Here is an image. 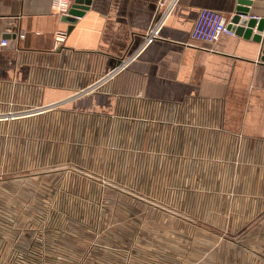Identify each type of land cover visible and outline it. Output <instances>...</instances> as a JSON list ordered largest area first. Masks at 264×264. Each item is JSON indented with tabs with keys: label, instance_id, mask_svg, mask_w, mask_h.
<instances>
[{
	"label": "crops",
	"instance_id": "obj_1",
	"mask_svg": "<svg viewBox=\"0 0 264 264\" xmlns=\"http://www.w3.org/2000/svg\"><path fill=\"white\" fill-rule=\"evenodd\" d=\"M159 1L89 0L69 22L52 0H0V125L48 127L55 149L91 146L93 158L106 143L128 145L162 175L240 177L247 250L264 264L261 44L235 33L191 38L201 8L231 17L238 0H175L161 37L143 46L169 0ZM248 8L264 16V0ZM57 29L67 34L55 46Z\"/></svg>",
	"mask_w": 264,
	"mask_h": 264
},
{
	"label": "rangeland",
	"instance_id": "obj_2",
	"mask_svg": "<svg viewBox=\"0 0 264 264\" xmlns=\"http://www.w3.org/2000/svg\"><path fill=\"white\" fill-rule=\"evenodd\" d=\"M69 146L48 127L0 125V264H257L240 177Z\"/></svg>",
	"mask_w": 264,
	"mask_h": 264
},
{
	"label": "built area",
	"instance_id": "obj_3",
	"mask_svg": "<svg viewBox=\"0 0 264 264\" xmlns=\"http://www.w3.org/2000/svg\"><path fill=\"white\" fill-rule=\"evenodd\" d=\"M70 2L71 0H52V6L55 7L56 9H61L62 11L65 12L67 11ZM163 2L164 1L162 0L159 1L158 6H162ZM174 2L175 0H169L168 3L165 5V10L161 13V15L158 18L153 19L146 27L143 33V42H142L143 46L161 37V32H160L161 24L163 23L165 16L173 6ZM231 17H227L222 12L217 11L215 9L201 8L191 28L190 36L195 41L213 42L223 33L233 34L234 32L229 27V24L231 23ZM54 34H55L54 44L55 46H57L61 41L65 39L67 31L62 29H57ZM21 36H23L22 33ZM5 42L6 40L1 41V43H5ZM132 57L133 55H129L123 58L118 63L116 69L113 70V72L116 71L117 69H121L125 67L132 59ZM8 115L12 116L14 115V113H8Z\"/></svg>",
	"mask_w": 264,
	"mask_h": 264
},
{
	"label": "water",
	"instance_id": "obj_4",
	"mask_svg": "<svg viewBox=\"0 0 264 264\" xmlns=\"http://www.w3.org/2000/svg\"><path fill=\"white\" fill-rule=\"evenodd\" d=\"M88 4L89 0H71L62 18L74 22L75 18L87 8ZM238 4L235 14L231 17L229 27L236 35L251 38L260 43L262 48L261 60L264 61V16L255 17L249 14L248 5L251 4V0H238ZM253 27H255L256 33H252Z\"/></svg>",
	"mask_w": 264,
	"mask_h": 264
},
{
	"label": "bare ground",
	"instance_id": "obj_5",
	"mask_svg": "<svg viewBox=\"0 0 264 264\" xmlns=\"http://www.w3.org/2000/svg\"><path fill=\"white\" fill-rule=\"evenodd\" d=\"M17 115V114H16Z\"/></svg>",
	"mask_w": 264,
	"mask_h": 264
}]
</instances>
